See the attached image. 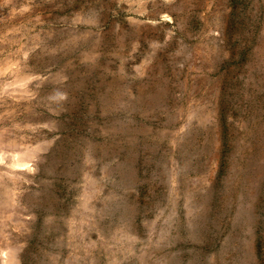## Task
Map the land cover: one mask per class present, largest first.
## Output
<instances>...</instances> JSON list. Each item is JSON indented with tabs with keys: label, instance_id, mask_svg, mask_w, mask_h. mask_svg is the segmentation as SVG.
<instances>
[{
	"label": "rangeland",
	"instance_id": "rangeland-1",
	"mask_svg": "<svg viewBox=\"0 0 264 264\" xmlns=\"http://www.w3.org/2000/svg\"><path fill=\"white\" fill-rule=\"evenodd\" d=\"M0 264H264V0H0Z\"/></svg>",
	"mask_w": 264,
	"mask_h": 264
}]
</instances>
